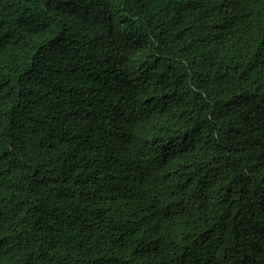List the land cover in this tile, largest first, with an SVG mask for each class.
I'll use <instances>...</instances> for the list:
<instances>
[{"label":"trees","instance_id":"1","mask_svg":"<svg viewBox=\"0 0 264 264\" xmlns=\"http://www.w3.org/2000/svg\"><path fill=\"white\" fill-rule=\"evenodd\" d=\"M0 264H264V0H0Z\"/></svg>","mask_w":264,"mask_h":264}]
</instances>
